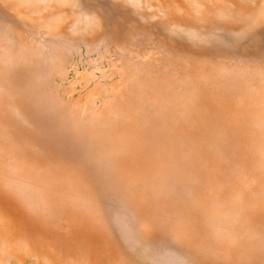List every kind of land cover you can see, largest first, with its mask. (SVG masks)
Wrapping results in <instances>:
<instances>
[{
	"label": "rangeland",
	"instance_id": "rangeland-1",
	"mask_svg": "<svg viewBox=\"0 0 264 264\" xmlns=\"http://www.w3.org/2000/svg\"><path fill=\"white\" fill-rule=\"evenodd\" d=\"M0 264H264V0H0Z\"/></svg>",
	"mask_w": 264,
	"mask_h": 264
}]
</instances>
